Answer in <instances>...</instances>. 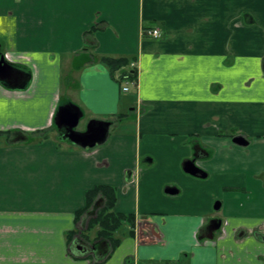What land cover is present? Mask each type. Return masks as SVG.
I'll return each mask as SVG.
<instances>
[{
	"label": "crops",
	"instance_id": "1",
	"mask_svg": "<svg viewBox=\"0 0 264 264\" xmlns=\"http://www.w3.org/2000/svg\"><path fill=\"white\" fill-rule=\"evenodd\" d=\"M0 54L18 77L0 80V130L48 135L0 146V264H264V0H0ZM102 56L136 61L137 87ZM67 105L79 130L110 122L107 141L64 139ZM99 185L136 217L106 256L98 228L74 241Z\"/></svg>",
	"mask_w": 264,
	"mask_h": 264
},
{
	"label": "trees",
	"instance_id": "2",
	"mask_svg": "<svg viewBox=\"0 0 264 264\" xmlns=\"http://www.w3.org/2000/svg\"><path fill=\"white\" fill-rule=\"evenodd\" d=\"M100 25L93 26L85 33V41L88 45H96V41L90 39V35L101 29ZM99 61L104 64L110 71L111 76L120 83L121 87L126 84L133 83V86L137 87L138 82V68L132 66L131 62L134 60L128 57L119 56H102ZM89 62H92L89 61ZM40 138L41 140L47 139V131H37L28 133L20 129H12L7 131L0 130V145L1 144H14L24 143ZM100 195V197H98ZM98 197V198H97ZM98 199L97 205H94V201ZM88 206L80 210L77 213L79 219L83 214H86L84 218L83 228L79 233L73 231L70 234L71 240L77 233L79 236L74 239L80 243H88L93 241L95 243H101L106 241L108 243L107 248L104 251V256L110 254L112 250L120 243L118 238L114 237V233L120 229L125 223H128L133 229L135 227L136 217L134 213L117 212L114 210L116 203V189L110 185H99L94 189L87 192ZM96 201V202H97ZM93 206V207H92ZM98 228L96 236L93 240L90 239V233L94 229ZM133 229L131 234L134 233ZM79 244V243H78Z\"/></svg>",
	"mask_w": 264,
	"mask_h": 264
},
{
	"label": "water",
	"instance_id": "3",
	"mask_svg": "<svg viewBox=\"0 0 264 264\" xmlns=\"http://www.w3.org/2000/svg\"><path fill=\"white\" fill-rule=\"evenodd\" d=\"M15 69V67L6 61L5 56L0 54V80L10 82V78L14 76ZM82 117V111L75 105L59 107L55 117V124L58 129L64 128L66 130L62 134V137L83 148H92L105 143L109 136L110 122L91 120L87 123L84 130H79L78 125ZM233 141L239 145L248 144L247 139L243 135L234 136ZM184 170L194 176L202 178L207 176L205 171L194 160L186 161L184 163ZM167 191L171 193L175 192L174 189H167ZM219 206V202H217L215 208L218 209ZM76 246L80 250L85 248L78 243Z\"/></svg>",
	"mask_w": 264,
	"mask_h": 264
},
{
	"label": "built area",
	"instance_id": "4",
	"mask_svg": "<svg viewBox=\"0 0 264 264\" xmlns=\"http://www.w3.org/2000/svg\"><path fill=\"white\" fill-rule=\"evenodd\" d=\"M145 34L148 35V36L156 37L157 38V37H160L161 36V31L158 28L147 29V30H145ZM131 65L134 66V67L137 66L136 61L131 62ZM131 85H133V83L126 84L125 86H123L122 91L123 92H128L130 90V86Z\"/></svg>",
	"mask_w": 264,
	"mask_h": 264
},
{
	"label": "rangeland",
	"instance_id": "5",
	"mask_svg": "<svg viewBox=\"0 0 264 264\" xmlns=\"http://www.w3.org/2000/svg\"><path fill=\"white\" fill-rule=\"evenodd\" d=\"M132 94H133V93H131V95H132ZM130 113H132V111H130ZM130 118H131L130 122H133L132 120H134V116H131ZM82 127H84L83 123H82V124L79 123L78 128H82ZM36 139H39V138H36ZM36 139H34V141H36ZM32 141H33V140H32ZM1 145H9V144H1ZM1 145H0V146H1ZM125 229H127V226L124 227V230H125Z\"/></svg>",
	"mask_w": 264,
	"mask_h": 264
},
{
	"label": "flooded vegetation",
	"instance_id": "6",
	"mask_svg": "<svg viewBox=\"0 0 264 264\" xmlns=\"http://www.w3.org/2000/svg\"><path fill=\"white\" fill-rule=\"evenodd\" d=\"M10 80H11V82H16L18 80V77L13 76L12 78H10ZM60 131H61V134H63V133H65L66 130L64 128H62V129H60Z\"/></svg>",
	"mask_w": 264,
	"mask_h": 264
}]
</instances>
